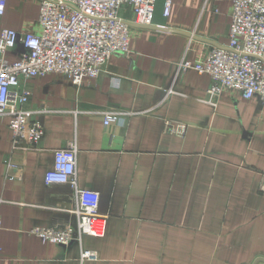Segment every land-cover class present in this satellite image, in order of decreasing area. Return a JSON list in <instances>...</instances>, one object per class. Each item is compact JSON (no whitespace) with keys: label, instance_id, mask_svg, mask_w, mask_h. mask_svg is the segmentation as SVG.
<instances>
[{"label":"crops","instance_id":"1","mask_svg":"<svg viewBox=\"0 0 264 264\" xmlns=\"http://www.w3.org/2000/svg\"><path fill=\"white\" fill-rule=\"evenodd\" d=\"M42 1L7 0L0 32L40 33ZM231 11V0H173L166 17L158 0L152 25L131 29V53L113 55L97 79L79 87L57 74L25 82V109L45 136L35 150H14L10 117L0 118V264L264 260V105L231 90L213 105L209 75L178 71L229 44ZM119 16L135 20L129 6ZM24 52L18 43L7 59ZM107 114L117 123L106 127ZM167 122L185 135L168 133ZM70 141L79 149V187L100 194L108 223L104 238L64 247L30 232L77 226L71 187L45 181ZM84 251L97 258L83 259Z\"/></svg>","mask_w":264,"mask_h":264},{"label":"built area","instance_id":"2","mask_svg":"<svg viewBox=\"0 0 264 264\" xmlns=\"http://www.w3.org/2000/svg\"><path fill=\"white\" fill-rule=\"evenodd\" d=\"M158 0H44L40 5V33L3 29L0 32V118L10 117L13 149L35 150L45 136L41 123L25 109L31 91L25 82L36 77L62 75L80 86L85 79H97L113 55L131 53V27L119 12L131 7L134 24L152 25ZM218 3L220 0H206ZM231 31L226 47H213L206 59L198 63L184 60L179 64L181 76L186 71L209 75V103L215 105L226 90L238 92L246 100L257 99L264 105V0H231ZM173 0H165V16L171 12ZM7 0H0V19L5 15ZM218 12L217 6L214 7ZM22 43L26 52L15 62L7 54ZM117 123L107 114L105 126ZM182 125L166 123L168 133L185 135ZM78 145L70 141L55 153L54 166L46 174L47 185H65L74 192L75 205L70 213L77 226L65 228L36 227L30 234L44 243L68 247L82 242L85 236L104 238L107 217L100 214L98 192L81 189L78 184ZM1 225V223H0ZM85 260L96 259L95 253L84 251Z\"/></svg>","mask_w":264,"mask_h":264},{"label":"water","instance_id":"3","mask_svg":"<svg viewBox=\"0 0 264 264\" xmlns=\"http://www.w3.org/2000/svg\"><path fill=\"white\" fill-rule=\"evenodd\" d=\"M126 24H128L131 28L139 27L138 25H136V24H134V23H126ZM259 262H263V263H264V260L257 261L256 264H258Z\"/></svg>","mask_w":264,"mask_h":264},{"label":"bare ground","instance_id":"4","mask_svg":"<svg viewBox=\"0 0 264 264\" xmlns=\"http://www.w3.org/2000/svg\"><path fill=\"white\" fill-rule=\"evenodd\" d=\"M43 2V1H42Z\"/></svg>","mask_w":264,"mask_h":264}]
</instances>
